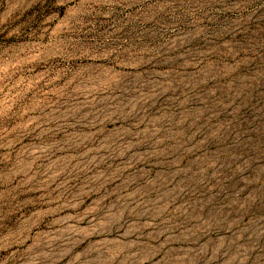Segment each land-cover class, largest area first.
<instances>
[{
	"label": "rangeland",
	"instance_id": "1",
	"mask_svg": "<svg viewBox=\"0 0 264 264\" xmlns=\"http://www.w3.org/2000/svg\"><path fill=\"white\" fill-rule=\"evenodd\" d=\"M0 264H264V0H0Z\"/></svg>",
	"mask_w": 264,
	"mask_h": 264
}]
</instances>
